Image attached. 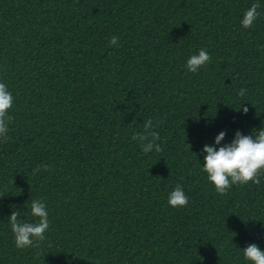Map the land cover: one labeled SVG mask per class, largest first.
Wrapping results in <instances>:
<instances>
[{
  "label": "trees",
  "instance_id": "16d2710c",
  "mask_svg": "<svg viewBox=\"0 0 264 264\" xmlns=\"http://www.w3.org/2000/svg\"><path fill=\"white\" fill-rule=\"evenodd\" d=\"M200 49L211 60L190 72ZM0 82L14 97L0 264H250L249 244L264 251V173L222 196L202 168L206 144L264 129V0H0ZM148 119L161 152L132 139ZM177 185L189 203L173 208ZM40 198L46 239L18 249L9 217L36 222Z\"/></svg>",
  "mask_w": 264,
  "mask_h": 264
},
{
  "label": "clouds",
  "instance_id": "9594fccd",
  "mask_svg": "<svg viewBox=\"0 0 264 264\" xmlns=\"http://www.w3.org/2000/svg\"><path fill=\"white\" fill-rule=\"evenodd\" d=\"M261 7L259 2L251 4L246 10L241 20L245 29L253 26L260 16L258 9ZM110 45H118L119 39L113 36L109 41ZM211 60V56L205 49H200L198 54L192 55L186 62V67L190 72H197ZM246 90L241 88L238 95L243 97ZM14 97L8 90L6 83L0 82V139L5 142L8 139L9 123L12 117L8 111L13 106ZM247 107L243 112L247 113ZM159 123V122H157ZM152 119H148L143 124V132H136L132 139L140 141V146L145 154L153 149L161 152L162 149L157 141L160 139L159 133L154 131ZM226 133L221 131L215 138V145H220L225 139ZM203 171L207 173L208 180L215 186L216 192L226 195L233 185H244L249 182L259 186L261 184V174L264 173V129L259 130L255 135H242L240 131L235 133V137L230 144L220 146L205 145ZM43 167L49 169V165H38L34 173L39 172ZM189 203V198L183 191L182 186L177 185L168 197V204L175 207H184ZM31 214L38 218L34 223L24 222L18 217L19 211H13L9 217L12 232L14 234L15 245L18 249L27 247H40V242L46 239L45 232L50 227V220L46 204L43 198L34 199L30 205ZM244 258L250 264H264V251L255 243L249 244L243 250Z\"/></svg>",
  "mask_w": 264,
  "mask_h": 264
}]
</instances>
